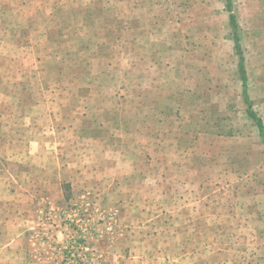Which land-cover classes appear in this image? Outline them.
Wrapping results in <instances>:
<instances>
[{"label": "rangeland", "instance_id": "1", "mask_svg": "<svg viewBox=\"0 0 264 264\" xmlns=\"http://www.w3.org/2000/svg\"><path fill=\"white\" fill-rule=\"evenodd\" d=\"M231 5L264 126V0ZM237 65L226 0H0V213L53 264H264Z\"/></svg>", "mask_w": 264, "mask_h": 264}, {"label": "crops", "instance_id": "2", "mask_svg": "<svg viewBox=\"0 0 264 264\" xmlns=\"http://www.w3.org/2000/svg\"><path fill=\"white\" fill-rule=\"evenodd\" d=\"M8 215L10 214L3 211L0 213V264H53L48 242L40 243L41 239L31 241L27 238L29 233L24 231L19 221L22 218L20 212L14 216L18 219L15 226L13 220H6ZM11 223L16 227V234L13 236L8 234Z\"/></svg>", "mask_w": 264, "mask_h": 264}, {"label": "trees", "instance_id": "3", "mask_svg": "<svg viewBox=\"0 0 264 264\" xmlns=\"http://www.w3.org/2000/svg\"><path fill=\"white\" fill-rule=\"evenodd\" d=\"M226 12L228 13L229 25L231 28V33L234 41V49L236 51V55L238 56V65L237 69L241 77L242 81V95L244 101L247 105V114L249 118L255 123L258 128V134L261 142L264 144V126L262 121L257 117L254 111L251 108V101L248 94V86H247V76L244 69V58L241 50L240 39L238 35V26L236 23L235 15L232 11L231 0H226Z\"/></svg>", "mask_w": 264, "mask_h": 264}, {"label": "built area", "instance_id": "4", "mask_svg": "<svg viewBox=\"0 0 264 264\" xmlns=\"http://www.w3.org/2000/svg\"><path fill=\"white\" fill-rule=\"evenodd\" d=\"M77 242L83 245L80 239ZM74 244L75 247L73 246ZM79 244H77L75 241L67 242V246L64 248V258L67 264H79V262L84 260L81 259L77 254V250H80L83 254L86 255L88 252V248Z\"/></svg>", "mask_w": 264, "mask_h": 264}]
</instances>
